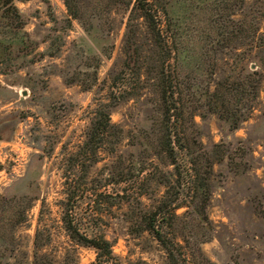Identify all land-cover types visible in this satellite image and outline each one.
<instances>
[{
  "label": "rangeland",
  "instance_id": "374dc122",
  "mask_svg": "<svg viewBox=\"0 0 264 264\" xmlns=\"http://www.w3.org/2000/svg\"><path fill=\"white\" fill-rule=\"evenodd\" d=\"M158 1L177 45L205 52L194 69L209 70L215 56L217 78L253 69L262 75L252 115L236 128L205 106L194 120L216 158L207 207L214 231L202 250L215 264H264V0L242 8L232 0L229 7L234 20L246 16L259 27L249 41L240 31L228 36L232 23L221 5ZM13 3L27 37L16 44L17 22L6 26L0 17V264H92L95 249L73 239L67 226L104 236L120 264H162L156 240L130 231L136 192L145 190L131 160L143 154L152 112L145 68L159 59L135 1L86 0L75 19L63 0ZM129 55L140 80L132 72L116 104L109 85ZM104 105L110 123L124 128L118 145L113 128L102 141H89ZM150 200L141 197L144 205Z\"/></svg>",
  "mask_w": 264,
  "mask_h": 264
},
{
  "label": "trees",
  "instance_id": "16d2710c",
  "mask_svg": "<svg viewBox=\"0 0 264 264\" xmlns=\"http://www.w3.org/2000/svg\"><path fill=\"white\" fill-rule=\"evenodd\" d=\"M63 1L69 19L80 17L86 8V0ZM134 1L135 8L146 21L153 50L158 53L159 59L145 68L152 90V112L148 117L149 131L143 140V154L131 158L133 166L138 167L139 186L142 184L145 190L136 192L138 206L130 220V231L132 234L147 232L156 240L164 253L162 264H215L205 255L202 245L212 238L214 231L207 207L216 158L214 149L206 148L198 138L194 114L199 106H205L236 128L252 115L262 75L257 78V69H253L234 77L217 78L215 56L209 70L194 69L197 59H200V67L205 52H189L177 45L175 30L161 16V12L165 17L169 16V12L159 8L158 0ZM238 1L242 8L246 0ZM198 4L221 5V10L228 9L225 15L232 23L226 28L228 36L232 37L234 32L240 31L246 41L257 39V25L253 26L246 16L239 21L232 18L236 13L234 8H229L233 5L232 0H198ZM0 17L6 20V26L10 24L9 20L18 23L16 27L20 32L16 33V44H24L27 37L23 30L25 22L13 0H0ZM57 53L48 55L56 56ZM131 59L129 55L109 85L111 100L117 101L116 104L125 98L124 92L131 84L128 81L133 72ZM134 62L139 64L136 60ZM137 71L133 73L140 80ZM108 128L115 130L114 143L118 145L123 139L124 128L110 123V109L104 105L99 118L93 122L89 141L98 138L102 141ZM152 182L155 187L151 186ZM144 195L151 199L148 205L141 201ZM67 228L73 239L95 249L96 257L92 264H120L112 244L104 236L88 238L71 226Z\"/></svg>",
  "mask_w": 264,
  "mask_h": 264
}]
</instances>
